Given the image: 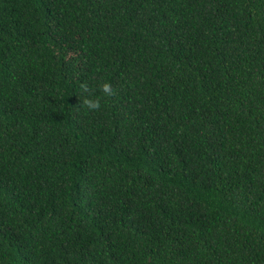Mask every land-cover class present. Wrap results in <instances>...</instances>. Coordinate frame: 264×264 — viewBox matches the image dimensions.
Returning <instances> with one entry per match:
<instances>
[{
	"label": "trees",
	"instance_id": "obj_1",
	"mask_svg": "<svg viewBox=\"0 0 264 264\" xmlns=\"http://www.w3.org/2000/svg\"><path fill=\"white\" fill-rule=\"evenodd\" d=\"M0 264H264V0H0Z\"/></svg>",
	"mask_w": 264,
	"mask_h": 264
},
{
	"label": "clouds",
	"instance_id": "obj_2",
	"mask_svg": "<svg viewBox=\"0 0 264 264\" xmlns=\"http://www.w3.org/2000/svg\"><path fill=\"white\" fill-rule=\"evenodd\" d=\"M81 89L84 91L88 90L87 83H81ZM102 94L99 95H87L82 97V105L85 106L90 111H96L101 108L102 101L107 97H111L114 95V89L110 83V81L105 80L103 83L99 85Z\"/></svg>",
	"mask_w": 264,
	"mask_h": 264
}]
</instances>
